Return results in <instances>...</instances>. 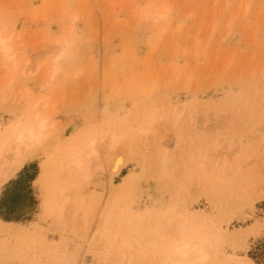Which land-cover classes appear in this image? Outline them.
Returning a JSON list of instances; mask_svg holds the SVG:
<instances>
[{
    "label": "rangeland",
    "instance_id": "374dc122",
    "mask_svg": "<svg viewBox=\"0 0 264 264\" xmlns=\"http://www.w3.org/2000/svg\"><path fill=\"white\" fill-rule=\"evenodd\" d=\"M0 32V132L46 119L49 134L0 187L31 218L0 217V264H137L96 237L125 193L142 248L182 222L214 248L206 264L264 245V0H0ZM114 131L127 161L111 175ZM25 167L36 178L8 193Z\"/></svg>",
    "mask_w": 264,
    "mask_h": 264
},
{
    "label": "bare ground",
    "instance_id": "6f19581e",
    "mask_svg": "<svg viewBox=\"0 0 264 264\" xmlns=\"http://www.w3.org/2000/svg\"><path fill=\"white\" fill-rule=\"evenodd\" d=\"M164 14H162V15H164ZM9 39H10V37H5L0 32V52H1L2 58L4 57V59H6V60H9L13 57V54L11 55V51H10L12 48L8 42ZM67 46L70 47V45H67ZM71 51H72V49L68 50L65 46V48H63L61 50L60 56L61 55L63 56L61 58L67 59L71 55V53H70ZM47 125H48L47 120L42 119V120L36 121L35 123L26 124L17 130H8L5 132H2V131L0 132V187L3 186L8 180H10L25 165V162L27 161V159L32 154H34V152H36V149H38L39 147H41L45 143V141L49 137V134L46 132ZM142 130L143 129H141V131ZM142 132H144V130ZM139 133H140V131H139ZM139 133H137V135ZM117 134H118V132L114 131V132H112V134H110L109 137H106L107 134H105L104 137H106V138H103V139H105L103 143L105 144V142H106V144H105L106 150L102 151V153L104 152V156H105L104 158L106 160L105 161L106 164H105V167L103 166L104 168L103 167H101V168L104 169L105 171L107 169L108 173H110L111 175L119 174V172L125 166L126 161H127V158L125 157V155L123 153L112 154L111 150L113 149V151H114L115 145H117V143L120 142V137L122 136L120 134V137H119ZM131 135L127 136V137H130L129 140H131V138H132ZM123 136H122V138H123ZM135 137H136V133H135ZM133 138H134V136H133ZM126 141H127V138H126ZM103 143H102V145H104ZM103 147H104L103 149H105V146H103ZM93 150L94 149L91 148V151H93ZM67 157L69 158V162H66V164L70 163L71 165H73L72 167L75 166V168H77V169H79V168L82 169L81 167L83 165L84 159L82 160L81 157H83V156H81L79 154H75V153H73V154L70 153V155ZM68 158H67V160H68ZM75 168H74V170H75ZM94 174H96V173H94ZM76 175L79 176V173H76ZM86 176H88V175H86ZM84 179H88V178H84ZM90 179H92V178H90ZM99 179H101V178L99 177ZM76 182H77V180H76ZM76 182L74 180V184ZM59 193L60 192L57 193L58 196H59ZM63 193H64V191H63ZM68 194H70V193H68ZM53 195H55V194H53ZM53 195H49V194L47 195V199H46V202H47L46 205L47 206L50 204L49 199L52 198ZM122 195H125L126 198L128 197L129 201L132 198V195H130L129 193H125ZM64 199H66V196ZM71 199H73V198H71ZM122 199L123 198H121V200ZM128 200L125 199L124 201H121L120 203H119L120 199H119V201H116V204L118 206L125 208V209L121 208L122 210H117L116 212H113L115 214V216H113L112 219L111 218L108 219L105 216L107 219L104 218V222L106 221L107 225L104 223L105 225L100 226L98 231H97V234H96L97 235L96 237H98L99 239L100 238L107 239V241H108L107 244L110 245V246H107V248L109 247L111 252H116L117 254L119 253L123 256L125 255L124 257L129 256L128 259L130 258L131 259L130 261H133V263H137V264H206L208 262L209 258L213 255V252H215L214 248L212 251H210L211 249L210 250L207 249L206 245L203 241H197V240L193 239V237L190 234L191 232L189 231V228H188L189 224H186L185 222H182L180 225H177L175 227V232H176L175 237L173 239H170L166 243L165 242L160 243L159 241L155 240V237H153L156 235V234H154L155 232H158L159 230H161L160 228H156L154 230L148 228V231L149 230H153V231H151L150 233L147 231L148 234H146V236H144V238L146 239L145 246L143 248L140 247V242L142 239L141 238L142 235L140 236L141 233L139 230V228L141 226L139 224L140 218H139V215L136 212H134L133 209H131V207H124L125 204L127 202H129ZM69 201H71V200L69 199L68 202ZM93 204H92V206H93ZM60 205H61V203H60ZM112 207H114V206H112ZM62 208H64V207H62ZM65 209L66 208H64V210ZM62 210L58 209V211H60V212ZM110 211H112V209ZM185 211H186V209L184 210V212ZM91 212L89 211V213H91ZM89 213H86L87 216H90ZM111 213L112 212H110V214ZM185 213L188 214L189 211H187ZM109 216H111V215H109ZM93 219H94V216H93ZM88 221H90V220H88ZM107 222H109L110 225H112L110 228L111 230H109ZM101 223L103 224V220ZM136 223L139 224V225H137L138 228L136 226ZM109 233L111 234L110 236H109ZM215 233H216V231H215ZM104 241H106V240H104ZM217 245H218V243H217ZM217 245H214V246H217ZM48 249H49V247H48ZM223 264H256V263L254 262V260H252L249 257L237 256L234 259H229V258L225 259L224 258Z\"/></svg>",
    "mask_w": 264,
    "mask_h": 264
},
{
    "label": "trees",
    "instance_id": "16d2710c",
    "mask_svg": "<svg viewBox=\"0 0 264 264\" xmlns=\"http://www.w3.org/2000/svg\"><path fill=\"white\" fill-rule=\"evenodd\" d=\"M28 168L25 167L21 172H20V179L15 180V181H10L8 183V193L11 191L14 187H17L20 183L24 182H29L32 183L34 179L36 178L35 173L34 174H27ZM27 174V175H26ZM26 175V177H25ZM21 197H24L28 200L34 201V198L31 196L30 192H27ZM17 204V199L16 198H11L4 196L0 200V217L5 218L6 220H14V221H29L31 218L29 217H24L23 219L21 218L20 215L15 214L16 212V207L15 205ZM259 247H256L254 250H252L249 253L250 258H252L256 264H264V245L259 244Z\"/></svg>",
    "mask_w": 264,
    "mask_h": 264
}]
</instances>
